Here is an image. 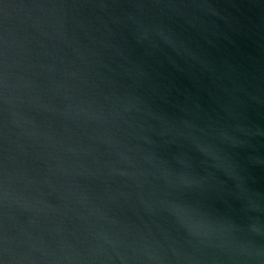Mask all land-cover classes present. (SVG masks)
Returning a JSON list of instances; mask_svg holds the SVG:
<instances>
[{"label":"water","instance_id":"obj_1","mask_svg":"<svg viewBox=\"0 0 264 264\" xmlns=\"http://www.w3.org/2000/svg\"><path fill=\"white\" fill-rule=\"evenodd\" d=\"M4 264H264V0H0Z\"/></svg>","mask_w":264,"mask_h":264},{"label":"snow or ice","instance_id":"obj_2","mask_svg":"<svg viewBox=\"0 0 264 264\" xmlns=\"http://www.w3.org/2000/svg\"><path fill=\"white\" fill-rule=\"evenodd\" d=\"M0 264H4V261L2 258H0Z\"/></svg>","mask_w":264,"mask_h":264}]
</instances>
